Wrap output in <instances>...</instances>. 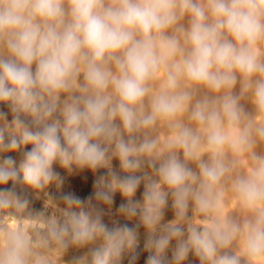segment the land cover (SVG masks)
I'll return each instance as SVG.
<instances>
[{
	"label": "clouds",
	"instance_id": "1",
	"mask_svg": "<svg viewBox=\"0 0 264 264\" xmlns=\"http://www.w3.org/2000/svg\"><path fill=\"white\" fill-rule=\"evenodd\" d=\"M185 16L187 28L179 24ZM261 39L264 0H0V209H24L30 192L59 186L56 166L105 170L86 202L63 194L66 207L44 231L0 227V264H45L39 249L53 244L87 249L73 264H122L125 256L138 264L144 253V264H183L190 254L199 264H241L230 250L237 224L201 225L189 215L219 207L229 171L224 145L251 147L250 128L230 137L222 126L225 118L239 122L237 98L224 95L219 109L198 101L190 119L206 136L171 125L178 131L166 153L140 134L185 110L191 96L178 90L182 79L219 92L240 73L264 110V63L254 53ZM161 67L164 90L146 104ZM205 141L207 161L199 152ZM257 159L233 183L250 209L264 202V158ZM116 192L126 201L116 209L124 222L111 219ZM246 227V253L264 255V210Z\"/></svg>",
	"mask_w": 264,
	"mask_h": 264
},
{
	"label": "rangeland",
	"instance_id": "2",
	"mask_svg": "<svg viewBox=\"0 0 264 264\" xmlns=\"http://www.w3.org/2000/svg\"><path fill=\"white\" fill-rule=\"evenodd\" d=\"M188 20L189 17L185 16L181 21H179V24L187 28ZM254 53L259 58L260 62L264 63V39L257 41L254 46ZM236 75L237 82L231 89L225 88L217 92L204 84H197V87L200 91V97L204 99L203 101H207L209 106L212 108L219 109L222 103V97L228 93L237 98V107L240 109V120L238 123L233 125H229L226 118L223 120L225 122L224 131L227 135H229L230 137L239 135L246 127L250 128L251 130V147H247L243 150H234L231 147V144L228 143L227 148L220 153L225 166L229 169L228 173L230 176V182L224 183L222 179V186L220 187V189H222L219 190L221 192L222 200L225 202L226 216L231 222L235 224L238 223L240 233L237 234V238L240 244L245 248V242L243 241H245V237L248 231L246 224L249 221H252L259 211L264 210V202H262L261 205L256 209L245 207L242 203L240 204V197L234 190L233 184L231 186V183L232 181H235V179L239 176H247L250 173V170L258 165L259 159L257 158H264V136H262L259 131L260 129H264V110L259 109L254 103L252 90L245 86V81L241 74L236 73ZM2 110L6 109H2V106H0V111ZM9 119H11L10 116ZM176 123H179L181 126L190 128L193 125V123L191 125V123H189V121L186 119L177 121ZM176 123H173L172 121L166 119H164V121H160V119L158 118L155 124L152 127L148 128L144 133H148L151 138L156 141H158V138L156 137H159L161 146L159 143L158 150L160 149V147L161 149L164 148V151L166 153V145L171 141V139L178 131V129L171 126ZM158 133L160 134L159 136ZM203 136L205 137L206 133H203ZM161 137H164V140ZM161 140L163 141V143ZM162 144L164 147H162ZM177 151L180 156H182L181 152L183 154V151L180 149H178ZM199 152L200 158L205 161L209 160L212 156L211 151L207 148L206 141L202 144ZM4 155L13 156L17 161H19L20 159L19 152L9 151L7 153H4ZM113 164L117 168L119 167L118 161L114 160ZM189 166L198 171L197 165L194 161H189ZM55 171L60 174L61 183L59 184V186L53 184L45 190L39 192H30L29 204L24 209H0V227L14 228L16 226L22 225L30 233L36 230L44 231L46 227V221L58 219L62 214V210L66 207L61 199L62 195L65 193H72L82 201L86 202L87 198L92 193L95 180L105 170L93 173L88 169H76L70 172L64 168L56 166ZM148 171L151 172L150 169ZM142 191L143 186H141V189L138 190L136 199H140ZM233 200H235L236 203H239L240 206L239 204H237V207H235V203ZM124 202L126 201H124V198L121 196V194L119 192H116L114 194V205L112 206V212L115 213V215L112 216L111 219H116L124 222V217L116 213V209L118 208V206ZM167 210L169 211V213L166 212L165 218L167 217L166 220H172L174 218V213H172L171 208H168ZM212 214V212H209L207 214L203 213V215L206 216L204 217L202 213L199 214V212H197L194 208H190L189 210V215L193 218V221L199 222L201 225L212 224V222H214ZM168 215L170 218L168 217ZM105 219L108 220L110 218L105 217ZM128 222L130 224L133 223V221ZM140 233L141 239L143 240V227L140 228ZM241 235L244 240L242 239ZM50 248L48 249L49 252L47 251V249H39L45 264H73V260L75 257L81 256L87 251V249L85 248L69 247L67 249V252L70 250L71 255L67 258H63L62 256L57 255L56 250L59 247L53 244ZM51 252L53 253V255L51 254ZM55 252L56 254H54ZM55 255L58 257H56ZM146 256L147 253L141 255L138 264H144ZM128 259L129 257L125 256L122 264H128ZM183 264H199V261L190 254L187 260L183 262ZM241 264L245 263L241 262Z\"/></svg>",
	"mask_w": 264,
	"mask_h": 264
},
{
	"label": "bare ground",
	"instance_id": "3",
	"mask_svg": "<svg viewBox=\"0 0 264 264\" xmlns=\"http://www.w3.org/2000/svg\"><path fill=\"white\" fill-rule=\"evenodd\" d=\"M165 73H164V68L163 67H161V69H160V72L157 74V76L156 77H154L150 82H149V86H150V89H151V92H150V94H149V97H146V100H145V103L146 104H148L149 103V99H150V97L151 96H154V95H157V94H159L161 91H163L164 90V81H165ZM178 90H180V91H185V92H188L189 94H190V96H191V99H190V101L188 102V104L186 105V107H185V110L181 113V114H179L177 117H175L173 120H171L173 123H176L177 121H182V120H184V119H186V120H188L189 121V123H191V125H192V123H193V125H192V129L194 130V131H196L198 134H200L202 137H204L203 136V133H205V132H203L204 131V126H202V125H199L197 122H195V121H193V120H191L190 119V115H191V111L193 110V108H194V106H195V104L198 102V101H200V102H203V100L204 99H202V97H200L201 95H200V91H199V89H198V87H197V83H194V82H191V81H187L186 79H182L181 81H180V88L178 89ZM2 109H3V107H2ZM160 119V121H164V119H161V118H159ZM162 123V122H161ZM197 125H198V128H197ZM223 128H224V126H225V122L223 121ZM146 130L147 129H144L143 130V132L140 134L141 135V138H143V134H144V132H146ZM147 135H148V137L150 138V139H152L151 138V136L147 133ZM160 134L158 133V136H159ZM156 138H158V145H159V143H160V140H159V137H156ZM162 139L164 138V137H161ZM160 138V139H161ZM164 140V139H163ZM162 141V140H161ZM162 143H163V141H162ZM169 143V142H168ZM227 145H228V143H226L225 145H224V147H223V149H222V151L224 150V149H226L227 148ZM160 146H161V143H160ZM162 147H164L163 146V144H162ZM160 149H161V147H160ZM163 150H165L164 148H163ZM183 151V150H182ZM181 152V151H180ZM181 155L183 156V154H182V152H181ZM181 156V158H183ZM151 170V169H150ZM150 172V171H149ZM233 178V177H232ZM223 179V181H224V183H228V182H230V176H229V173L227 172L226 174H225V176L222 178ZM234 179V178H233ZM232 179V180H233ZM233 182L234 181H232V183H231V186H232V184H233ZM222 189V188H221ZM220 189V190H221ZM219 190V191H220ZM234 198H236V197H234ZM236 199H238V198H236ZM240 199V198H239ZM234 201V203H235V207H237V204H239V203H236V201L235 200H233ZM238 201V200H237ZM240 201V200H239ZM242 202H240V204H241ZM240 204H239V206H240ZM242 206V205H241ZM172 210V209H171ZM170 210V211H171ZM166 212H168L169 213V211L168 210H166ZM210 212H212L213 214H212V216H213V219H214V221H217V220H219V221H221V222H224V221H230L229 220V218L226 216V209H225V202L222 200V197H221V192H220V204H219V207L217 208V209H214V210H211ZM172 213H173V210H172ZM200 214V213H199ZM202 215H203V213H202ZM204 216V215H203ZM202 216V217H203ZM208 216V215H207ZM168 217H169V215H168ZM204 217H206V216H204ZM209 217V216H208ZM167 218V217H166ZM165 218V219H166ZM170 218V217H169ZM210 221V220H209ZM213 223V222H212ZM237 225H238V223H237ZM240 233V232H239ZM241 237H242V235H241ZM242 239L244 240V238L242 237ZM243 242H245V241H243ZM56 248V247H55ZM49 249V248H48ZM47 249V251L49 252V250ZM51 249V248H50ZM56 250V249H55ZM234 254H238L239 256H240V260H241V262H243V263H245V264H264V255H262V256H260V257H256V258H252V257H250L247 253H246V251H245V248L240 244V242H239V240H238V238H237V236L235 237V239L233 240V242H232V246H231V249H230ZM46 251V250H45ZM53 251H54V249H53ZM52 251V252H53ZM51 252V254L53 255V253ZM56 252H57V255L58 256H62L63 258H67V257H69L71 254H70V250L67 252V250L65 251V250H63V249H61V248H58L57 250H56ZM56 252L54 253V254H56ZM75 252V251H74ZM56 256V255H55ZM54 256V257H55ZM58 256H56V257H58Z\"/></svg>",
	"mask_w": 264,
	"mask_h": 264
}]
</instances>
